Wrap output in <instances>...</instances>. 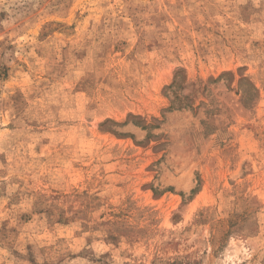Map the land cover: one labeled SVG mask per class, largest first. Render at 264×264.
<instances>
[{
    "label": "rangeland",
    "instance_id": "1",
    "mask_svg": "<svg viewBox=\"0 0 264 264\" xmlns=\"http://www.w3.org/2000/svg\"><path fill=\"white\" fill-rule=\"evenodd\" d=\"M0 264H264V0H0Z\"/></svg>",
    "mask_w": 264,
    "mask_h": 264
}]
</instances>
